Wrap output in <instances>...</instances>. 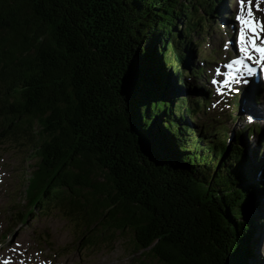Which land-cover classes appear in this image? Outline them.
<instances>
[{"label":"trees","instance_id":"1","mask_svg":"<svg viewBox=\"0 0 264 264\" xmlns=\"http://www.w3.org/2000/svg\"><path fill=\"white\" fill-rule=\"evenodd\" d=\"M222 9L0 0V142L22 139L30 161L18 222L61 214L83 249L126 233L142 262L253 264L264 142H243L258 124L219 138L190 122L211 93L190 59ZM187 75L204 90L193 101Z\"/></svg>","mask_w":264,"mask_h":264},{"label":"rangeland","instance_id":"2","mask_svg":"<svg viewBox=\"0 0 264 264\" xmlns=\"http://www.w3.org/2000/svg\"><path fill=\"white\" fill-rule=\"evenodd\" d=\"M224 4L226 9L220 12L221 17L216 14L212 18L210 36L204 38L203 45L194 49L190 59L200 69L203 68L208 84L203 89L211 91L208 106L204 109L201 106L190 122L198 129L210 132L213 129L219 138L230 136L235 129L251 122L258 124L259 132L247 136L243 142L251 150L259 146L261 140L264 142V90L256 91L252 86L238 93L229 88L218 92L216 85L220 84L212 83L217 77L215 69L219 64L215 65L216 62L222 61L223 65L232 55L227 51L228 43L232 40L236 44L239 30L235 21L237 0H224ZM260 7L264 9V3ZM254 14L264 22V11ZM186 81L191 84L188 94L192 101L204 95V90L197 87L200 83L195 82L191 75H187ZM252 97L260 99L256 101ZM235 114L240 120L230 119ZM23 144L22 139L0 142V264H155L153 260L142 262L138 254L133 253L131 237L126 233L118 236L112 247L83 249L77 248V231L61 214H34L29 215L25 222H18L15 217L17 210L25 209L23 182L30 162L26 153L28 146ZM261 200L259 210L251 208L248 211L249 218L254 219L259 227L256 232L258 241L252 247L253 264H264V197Z\"/></svg>","mask_w":264,"mask_h":264},{"label":"snow or ice","instance_id":"3","mask_svg":"<svg viewBox=\"0 0 264 264\" xmlns=\"http://www.w3.org/2000/svg\"><path fill=\"white\" fill-rule=\"evenodd\" d=\"M238 8L235 16V21L239 25V30L236 35V45L239 55L233 58L227 65L229 68L234 65H240L238 69L239 76L233 75L232 79L235 83H247L244 78L256 71L258 66L264 70V22L255 16V12L264 11L260 7L264 0H237ZM250 62V63H246ZM213 84L221 83L227 85L230 91L237 92L233 83L227 79L220 81L213 80ZM220 92V89H217Z\"/></svg>","mask_w":264,"mask_h":264},{"label":"bare ground","instance_id":"4","mask_svg":"<svg viewBox=\"0 0 264 264\" xmlns=\"http://www.w3.org/2000/svg\"><path fill=\"white\" fill-rule=\"evenodd\" d=\"M252 98H255L256 101H258V99H260V98H256V97H252ZM250 99H251V98H250ZM12 256H13V255H12Z\"/></svg>","mask_w":264,"mask_h":264}]
</instances>
